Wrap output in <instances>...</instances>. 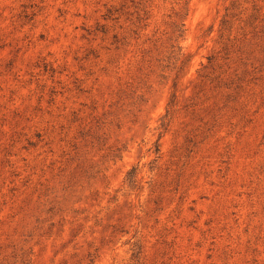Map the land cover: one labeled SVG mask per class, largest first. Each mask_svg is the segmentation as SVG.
<instances>
[{"label": "rangeland", "instance_id": "374dc122", "mask_svg": "<svg viewBox=\"0 0 264 264\" xmlns=\"http://www.w3.org/2000/svg\"><path fill=\"white\" fill-rule=\"evenodd\" d=\"M0 264H264V0H0Z\"/></svg>", "mask_w": 264, "mask_h": 264}]
</instances>
